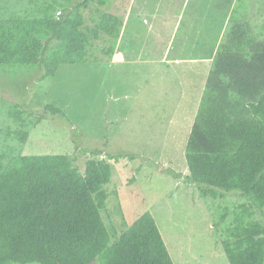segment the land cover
Listing matches in <instances>:
<instances>
[{"label": "rangeland", "instance_id": "obj_1", "mask_svg": "<svg viewBox=\"0 0 264 264\" xmlns=\"http://www.w3.org/2000/svg\"><path fill=\"white\" fill-rule=\"evenodd\" d=\"M52 1L0 0V19L39 16ZM242 2L253 32L259 33L264 0ZM238 3L93 4L84 10L89 24L99 11L124 16L117 46L123 61L115 58L116 51L113 61L63 64L46 80L38 78L37 65L0 64V151L9 155L5 162L13 154H67L84 172L87 160L106 158L112 179L102 213L112 242L151 212L175 264H230L223 244L226 229L234 211L249 199L236 193L204 194L191 179L186 146L214 56ZM96 45L94 51L103 56L102 41ZM50 105L60 113L47 110ZM14 108L24 111L23 119L12 114ZM19 127L29 132L25 143L9 135ZM109 154L122 157L110 159ZM253 219L264 223V208H256Z\"/></svg>", "mask_w": 264, "mask_h": 264}, {"label": "trees", "instance_id": "obj_2", "mask_svg": "<svg viewBox=\"0 0 264 264\" xmlns=\"http://www.w3.org/2000/svg\"><path fill=\"white\" fill-rule=\"evenodd\" d=\"M93 4L109 0H54L39 16L0 19V64L37 65L38 78L46 80L63 64L112 61L125 19L106 10L89 24L84 10ZM243 5L239 0L233 7L215 54L186 160L204 194L249 199L226 229L229 263L264 264V223L253 219L264 208V23L254 33ZM96 41H102L101 57ZM46 109L60 113L54 105ZM11 111L24 118L23 110ZM10 133L22 143L29 137L23 127ZM7 156L0 151V264H175L151 212L112 242L102 213L112 179L106 158L87 160L80 172L67 154H13L5 162Z\"/></svg>", "mask_w": 264, "mask_h": 264}, {"label": "crops", "instance_id": "obj_3", "mask_svg": "<svg viewBox=\"0 0 264 264\" xmlns=\"http://www.w3.org/2000/svg\"><path fill=\"white\" fill-rule=\"evenodd\" d=\"M260 11V10H259ZM262 25V24H261ZM261 31V30H260ZM217 52V51H216ZM215 57V56H214ZM115 58L120 60V61H123V54L121 53V51H117L116 55H115ZM214 60V59H213ZM113 61V60H112ZM119 62V61H118Z\"/></svg>", "mask_w": 264, "mask_h": 264}]
</instances>
